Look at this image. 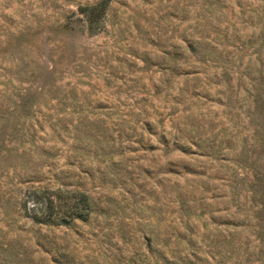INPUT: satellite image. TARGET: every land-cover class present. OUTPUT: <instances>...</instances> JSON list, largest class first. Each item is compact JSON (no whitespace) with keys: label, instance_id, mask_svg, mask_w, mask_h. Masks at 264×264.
<instances>
[{"label":"rangeland","instance_id":"rangeland-1","mask_svg":"<svg viewBox=\"0 0 264 264\" xmlns=\"http://www.w3.org/2000/svg\"><path fill=\"white\" fill-rule=\"evenodd\" d=\"M93 1L0 2V40L25 30L0 52V91L28 99L12 130L0 124V264H264V0H216L217 61L176 109L156 62L181 42L186 0H112L103 31L61 28ZM190 112L209 155L172 145ZM30 183L85 190L91 216L34 224L19 211Z\"/></svg>","mask_w":264,"mask_h":264},{"label":"trees","instance_id":"trees-1","mask_svg":"<svg viewBox=\"0 0 264 264\" xmlns=\"http://www.w3.org/2000/svg\"><path fill=\"white\" fill-rule=\"evenodd\" d=\"M111 1L112 0H94L90 3L78 4L77 13L72 12L69 16H66L65 23L61 25V28L74 31L73 23L80 22L82 25L79 29L81 31L84 30L87 35H95L103 31L105 29L104 20L106 19V12ZM195 1L196 0H186L184 4V17L186 19L184 20L185 26L182 28L181 42L174 41L169 46V49L161 50V54L157 55L159 60H157L156 64L161 72H163L161 75L164 74V72H168V78L173 80L172 84H170L168 89L164 92V98L167 99L168 96L173 95L171 97L172 104L170 105H172L174 109L178 107V103L181 101V97L184 90L188 87V83L192 80H199L201 74L199 66L207 62L215 63L217 61V58H215L216 56H214L215 46L212 44L215 37L210 39L209 36L210 32L212 31L213 33V29H216L217 21L214 19V16L219 8H217L216 0H201L199 3L194 4ZM177 5L178 1L174 2L172 6L173 8H177ZM189 13H192V16H189ZM76 14H78V16ZM21 27L19 30H8V32L4 34L3 40H0V52L7 51L14 41H20L25 32ZM157 37L160 39L161 34ZM165 57L167 58L166 62H164ZM169 61H171V64ZM144 62H146V60H144ZM14 63L17 67L23 64L21 58L19 59L18 56L14 59V62H11V64ZM23 66L26 69L25 72L28 73L30 65L23 64ZM29 75L32 76L33 72L32 75ZM159 78H161L160 84L156 86L157 88L155 90L157 94L161 90L160 87L163 82L162 77L160 76ZM179 80H182L183 85L179 86L177 91L173 93L171 88L173 89V85L177 84ZM9 89L10 88L5 87L0 91V124H3L2 128H10V130H12L18 111L20 110L24 114L28 99H24V95L19 94V92L17 93L15 90L9 91ZM202 93H204L203 90L197 91L193 89L191 96H196L198 98ZM178 95H180V97H177ZM37 99L35 100L36 106H38V102H36ZM218 101H221V99ZM26 109L28 110V108ZM185 109L186 108L183 107L181 112H184ZM171 114L173 115V112ZM196 114L197 113L190 112L186 116V118L193 116V122L190 123V128L185 125L184 128L178 126L175 129L173 136H171L172 145L182 153H185L189 149L187 146L194 145L199 151L198 154L209 155L211 153L210 150L214 147V139L202 138L200 136L199 130L201 123L198 118H195L194 115ZM148 125V122L143 123V126L147 129L149 128ZM182 131L185 133L188 131V133L192 134L190 140H184L183 142L180 140ZM205 141L207 142L204 144ZM186 197L187 196H182L180 194L181 207L185 204ZM18 199L20 206L19 211L22 212L23 216L30 218L36 225H44L46 227L67 226L74 221L85 222L89 219L93 210L88 192L78 188L61 186L48 188L35 186L30 183L26 187L24 194ZM176 255L181 259L195 256L193 252H185L182 257L179 252H176Z\"/></svg>","mask_w":264,"mask_h":264}]
</instances>
